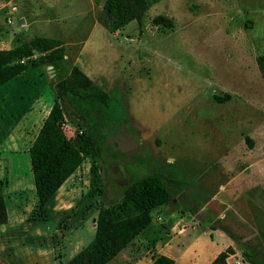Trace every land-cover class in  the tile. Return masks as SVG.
Returning a JSON list of instances; mask_svg holds the SVG:
<instances>
[{
    "label": "rangeland",
    "instance_id": "374dc122",
    "mask_svg": "<svg viewBox=\"0 0 264 264\" xmlns=\"http://www.w3.org/2000/svg\"><path fill=\"white\" fill-rule=\"evenodd\" d=\"M103 2L11 0L0 11V27L16 31L12 45L30 34L62 39L69 54L64 70L79 67L110 96L107 114L97 102L84 105L96 124L106 126L99 156H87L65 185L68 217L60 228L72 224L87 245L101 206L119 200L132 182L159 175L171 208L216 216L206 223L194 217L187 260L220 245L208 225L229 235L234 253L227 264H250L248 258L264 264V76L258 63L264 0H160L141 21L119 29L111 26ZM157 15L170 18L173 28L154 24ZM47 71L30 67L0 86V187L9 208L30 209L31 219L43 214L33 203L28 151L55 99L56 75L52 81ZM65 131L71 137L81 129L66 116ZM19 183L25 198L10 206ZM60 244L63 253L72 246Z\"/></svg>",
    "mask_w": 264,
    "mask_h": 264
},
{
    "label": "trees",
    "instance_id": "16d2710c",
    "mask_svg": "<svg viewBox=\"0 0 264 264\" xmlns=\"http://www.w3.org/2000/svg\"><path fill=\"white\" fill-rule=\"evenodd\" d=\"M160 0H104L102 8L111 26L121 28L130 20L141 21L147 9ZM105 17L100 21L107 26ZM154 24L173 28V21L157 15ZM66 48L59 38L31 36L8 49H0V86L22 74L30 67L49 66L56 71L55 99L29 147L30 169L37 204L43 211L46 202L80 167L84 159L99 156V133L106 126L95 123L90 108L84 105L97 102L102 114L109 112V94L94 84L77 66L68 72L63 68ZM264 76V55L258 57ZM68 116L81 131L69 137L65 131ZM86 125L88 129L83 126ZM171 200L170 192L159 175H147L132 182L122 197L100 207L95 217L92 240L69 260L60 264H107L124 249L152 220V211ZM8 219L6 202L0 187V224ZM234 253L228 246L209 264H227ZM251 264H258L251 258ZM166 255H158L151 264H174Z\"/></svg>",
    "mask_w": 264,
    "mask_h": 264
},
{
    "label": "crops",
    "instance_id": "0c3cea01",
    "mask_svg": "<svg viewBox=\"0 0 264 264\" xmlns=\"http://www.w3.org/2000/svg\"><path fill=\"white\" fill-rule=\"evenodd\" d=\"M10 1H6L5 4ZM5 4L0 5V11ZM15 9H17L16 5ZM22 19L25 23L24 29L26 30L29 23L26 24L25 19ZM14 33L16 31L11 33L0 27V49H8L12 46L11 43L16 36ZM31 36L36 35L30 34L28 38ZM66 44L64 42V46ZM67 57H69V54L66 52L65 58L67 59ZM46 69L48 70V76L53 81L56 71L53 68L50 69L48 66H46ZM26 71L18 76L23 77ZM49 110L47 109L42 116V122ZM0 157L5 160L4 155L1 153ZM5 163V168H7V162L5 161ZM69 178L60 186L55 195L46 202L43 207V214L37 215L32 219L27 216L30 209L19 213L18 211H14L13 207L9 208L7 196L3 193L6 188L5 186L1 187L6 202L8 219L5 223L0 224V264H60L69 260L85 246L86 235L73 230L72 224L67 225L64 230L60 228V224L68 217L64 204L68 199L67 194L70 191L66 192L67 194L64 196H61V194ZM24 192H26V189H24L23 183H19L11 192L15 199L10 202V206L21 204L22 201L20 202V200L22 196L25 198ZM32 195L33 203L36 205L37 196L35 188H32ZM169 205V202H167L160 206V210L156 213V216L153 217L152 215L150 224L107 264H151L155 257L162 254L171 257L175 262L174 264H209L228 246V233L221 227H210L207 225L208 228H212L213 232L217 233V239L221 242L220 245L207 251V254L200 259L194 261H192L193 259L187 260L185 258V247L188 244L186 237L189 236V232L193 229L191 225H193L192 221L194 217H199L206 223V220L209 222L211 219L216 218V216H187V213L181 214ZM49 212L54 216H47ZM95 217L92 216L91 220L93 230L95 228ZM51 218L52 224L50 225L49 221ZM200 226H202V223ZM70 237H72L73 243H71ZM211 238L214 239L213 234ZM60 242L62 245L65 242H69L72 246L68 248L64 246L68 250L63 253L60 250Z\"/></svg>",
    "mask_w": 264,
    "mask_h": 264
},
{
    "label": "built area",
    "instance_id": "2783aa9c",
    "mask_svg": "<svg viewBox=\"0 0 264 264\" xmlns=\"http://www.w3.org/2000/svg\"><path fill=\"white\" fill-rule=\"evenodd\" d=\"M13 9H15V5L12 6ZM235 264H240V261H234Z\"/></svg>",
    "mask_w": 264,
    "mask_h": 264
},
{
    "label": "water",
    "instance_id": "95a60500",
    "mask_svg": "<svg viewBox=\"0 0 264 264\" xmlns=\"http://www.w3.org/2000/svg\"><path fill=\"white\" fill-rule=\"evenodd\" d=\"M22 22L24 23V20H23V19H22ZM48 67H49L50 69H52V66H51V65H49Z\"/></svg>",
    "mask_w": 264,
    "mask_h": 264
}]
</instances>
